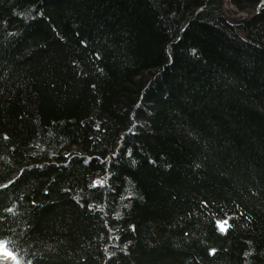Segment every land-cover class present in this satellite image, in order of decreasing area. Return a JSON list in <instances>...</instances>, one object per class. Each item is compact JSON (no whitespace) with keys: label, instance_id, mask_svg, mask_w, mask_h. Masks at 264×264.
Returning <instances> with one entry per match:
<instances>
[{"label":"trees","instance_id":"16d2710c","mask_svg":"<svg viewBox=\"0 0 264 264\" xmlns=\"http://www.w3.org/2000/svg\"><path fill=\"white\" fill-rule=\"evenodd\" d=\"M230 1L0 0L24 262L264 264V0Z\"/></svg>","mask_w":264,"mask_h":264},{"label":"bare ground","instance_id":"6f19581e","mask_svg":"<svg viewBox=\"0 0 264 264\" xmlns=\"http://www.w3.org/2000/svg\"><path fill=\"white\" fill-rule=\"evenodd\" d=\"M229 2H230V0H229ZM230 4H232V3L230 2ZM232 5L231 6L229 5V6L234 8V10H235L236 9L235 6L234 5L232 6ZM243 12H245V15H249L248 12H246V11H243ZM256 13L257 12H255V14ZM255 14H250V16H254ZM0 264H16V262H14L13 260H10V254L9 253L0 250Z\"/></svg>","mask_w":264,"mask_h":264},{"label":"rangeland","instance_id":"374dc122","mask_svg":"<svg viewBox=\"0 0 264 264\" xmlns=\"http://www.w3.org/2000/svg\"><path fill=\"white\" fill-rule=\"evenodd\" d=\"M229 0H226V10L227 12L230 14L231 17H236V16H240V15H245V12L242 11H238L237 9L234 10V8L230 7L232 4H230ZM230 5V6H229ZM233 6V5H232Z\"/></svg>","mask_w":264,"mask_h":264},{"label":"snow or ice","instance_id":"6c2138e0","mask_svg":"<svg viewBox=\"0 0 264 264\" xmlns=\"http://www.w3.org/2000/svg\"><path fill=\"white\" fill-rule=\"evenodd\" d=\"M97 183H103L102 181H98ZM7 185H3V187H6ZM9 211H11V209H9ZM221 228H223V226L221 225ZM213 252H215V250L213 249ZM30 264V262H29Z\"/></svg>","mask_w":264,"mask_h":264}]
</instances>
